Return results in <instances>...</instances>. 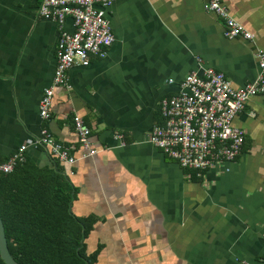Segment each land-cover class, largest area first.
Here are the masks:
<instances>
[{
  "label": "crops",
  "instance_id": "0c3cea01",
  "mask_svg": "<svg viewBox=\"0 0 264 264\" xmlns=\"http://www.w3.org/2000/svg\"><path fill=\"white\" fill-rule=\"evenodd\" d=\"M41 2L0 0V161L25 145L37 165L58 163L75 190L71 212L90 227L85 244L95 264H264V97L233 119L244 133L241 154L200 174L147 142L163 122L161 100L201 73L197 58L233 88L257 78L264 0H222L252 41L226 37L207 0H114L106 8L113 43L88 66L66 70L48 119L39 101L61 30L40 16ZM63 30H72L70 19ZM74 116L102 151L68 165L34 147L45 128L79 157Z\"/></svg>",
  "mask_w": 264,
  "mask_h": 264
},
{
  "label": "built area",
  "instance_id": "2783aa9c",
  "mask_svg": "<svg viewBox=\"0 0 264 264\" xmlns=\"http://www.w3.org/2000/svg\"><path fill=\"white\" fill-rule=\"evenodd\" d=\"M113 1L42 0L40 3V16L56 22L61 30L53 78L39 101L41 119L49 117L54 88L67 86L66 70L72 66H88L91 55L102 53L113 43L114 36L106 15V8ZM205 8L223 22L226 37L254 39V35L231 16L222 0H207ZM66 19L72 22L71 31L63 30ZM255 57L259 68L257 78L237 89L222 72L203 67L197 58L201 73L187 74L180 83L179 92L161 100L159 107L163 122L152 128L147 142L175 159L182 168L198 174L221 162L236 159L243 149L244 133L233 126V119L248 100L255 96L264 97V52L256 50ZM73 126L82 150L79 157L72 155L45 128L33 142L34 147L44 149L68 165L102 151L90 141V130L79 116L73 117ZM114 139L118 147L125 145L121 134H115ZM26 148L22 145L15 154L0 161V172L9 173L18 162H23Z\"/></svg>",
  "mask_w": 264,
  "mask_h": 264
},
{
  "label": "trees",
  "instance_id": "16d2710c",
  "mask_svg": "<svg viewBox=\"0 0 264 264\" xmlns=\"http://www.w3.org/2000/svg\"><path fill=\"white\" fill-rule=\"evenodd\" d=\"M74 196L57 162L39 166L25 156L11 172H0V218L16 262L95 264L97 252L85 244L90 227L71 212Z\"/></svg>",
  "mask_w": 264,
  "mask_h": 264
},
{
  "label": "water",
  "instance_id": "95a60500",
  "mask_svg": "<svg viewBox=\"0 0 264 264\" xmlns=\"http://www.w3.org/2000/svg\"><path fill=\"white\" fill-rule=\"evenodd\" d=\"M0 258L5 264H19L14 260L9 252L7 240L4 232V226L0 218Z\"/></svg>",
  "mask_w": 264,
  "mask_h": 264
}]
</instances>
